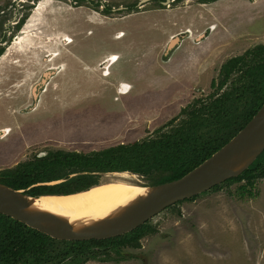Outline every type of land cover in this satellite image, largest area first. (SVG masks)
<instances>
[{"label": "rangeland", "instance_id": "rangeland-1", "mask_svg": "<svg viewBox=\"0 0 264 264\" xmlns=\"http://www.w3.org/2000/svg\"><path fill=\"white\" fill-rule=\"evenodd\" d=\"M201 1L0 0V170L50 149L90 152L155 137L192 100L206 99L223 63L264 43V0ZM104 15L115 19L101 22ZM120 29L135 43L116 41ZM181 33L191 37L166 54ZM93 44L122 48L129 58L106 74L89 56ZM51 66L59 72L49 79ZM124 83L130 93L119 95ZM130 179L149 185L140 174ZM240 184L156 215L140 247L114 254L127 259L81 264H264V178L256 197L239 196Z\"/></svg>", "mask_w": 264, "mask_h": 264}, {"label": "trees", "instance_id": "trees-1", "mask_svg": "<svg viewBox=\"0 0 264 264\" xmlns=\"http://www.w3.org/2000/svg\"><path fill=\"white\" fill-rule=\"evenodd\" d=\"M3 52L0 49V56ZM212 87H216L213 93L192 100L159 127L155 137L90 152L46 150L44 155L1 169L0 181L41 196L88 190L101 184L99 172L130 171L144 176L149 185L178 179L231 140L264 104V43L223 63ZM169 126L170 130H164ZM259 178H264V151L242 175L204 193L238 182L239 196L256 197ZM154 230L148 221L118 237L58 240L0 213V264H81L96 258L119 262L129 256L114 254H122L123 247H140L141 238Z\"/></svg>", "mask_w": 264, "mask_h": 264}, {"label": "water", "instance_id": "water-1", "mask_svg": "<svg viewBox=\"0 0 264 264\" xmlns=\"http://www.w3.org/2000/svg\"><path fill=\"white\" fill-rule=\"evenodd\" d=\"M119 34V38H122L126 35V31L125 33L120 31ZM180 40L179 35L172 38L167 52H170ZM118 60L119 57L116 54H111L105 59L102 68L106 70V74L108 73L107 69ZM58 66L60 71L62 65ZM52 67L47 69V73L45 72V77L49 79L51 75L59 72H56ZM65 68H67V61ZM49 79H43L40 84L46 85L47 82L49 84ZM124 86L131 87L127 84ZM37 87L38 85L34 87L33 93L38 99ZM43 89L47 88L44 87ZM32 107L34 108V104L28 108ZM263 151L264 104L231 140L201 164L178 179L154 185H144L142 192L105 218L88 222L72 220L62 212L42 207L38 200L46 195L33 196L23 189L17 190L1 181L0 213L58 240L84 241L118 237L137 229L177 202L203 194L228 179L242 175ZM124 172L129 175H137L130 171H114L112 173ZM101 173L103 172H99V174ZM66 195L71 194L58 196Z\"/></svg>", "mask_w": 264, "mask_h": 264}, {"label": "bare ground", "instance_id": "bare-ground-1", "mask_svg": "<svg viewBox=\"0 0 264 264\" xmlns=\"http://www.w3.org/2000/svg\"><path fill=\"white\" fill-rule=\"evenodd\" d=\"M115 174L119 178L101 182L88 191L66 196H42L38 200L39 204L62 212L75 221L88 222L105 218L143 191V185L133 182L127 172Z\"/></svg>", "mask_w": 264, "mask_h": 264}, {"label": "crops", "instance_id": "crops-1", "mask_svg": "<svg viewBox=\"0 0 264 264\" xmlns=\"http://www.w3.org/2000/svg\"><path fill=\"white\" fill-rule=\"evenodd\" d=\"M128 16V15H127ZM107 18H111V19H107ZM121 18H125L124 16L122 17V16H120L119 17V19H121ZM115 19V17H110V16H106V15H104V16H102V17H100V20H101V22L102 21H105V20H114ZM138 29V28H137ZM120 31H123L124 33H125V29H120V30H118V31H115L114 33H113V37H114V39L116 40V41H121V43H123V44H126V45H128V44H130V43H135V40L134 41H130V39L128 38L127 40H126V38L125 37H122V38H119L120 37V34H119V32ZM184 32V31H183ZM126 36H127V34H126ZM129 36V35H128ZM171 36H172V34H171ZM177 36V35H176ZM179 36H180V34H179ZM201 36H203V34L202 35H200L199 37H201ZM189 37H191V35H187V37L185 38V39H187V38H189ZM198 37V38H199ZM172 38H174L173 36H172ZM197 38V39H198ZM103 39V38H102ZM102 39H100V41L102 40ZM185 39H182V41L180 40L179 42L180 43H182L183 42V40H185ZM179 42H178V44H179ZM169 47V46H168ZM177 46H175L174 48L175 49H173V52L174 51H176L177 50V48H176ZM128 48H129V46H128ZM89 51H90V53H89V56L91 57V58H94L96 61H97V64L100 66V70H101V68L103 67L102 66V63L105 61V59L108 57V56H110L111 54H116V55H118V57H119V59L122 57V58H129L128 56V53L127 52H125V54L123 53L124 52V49H122V48H117V49H115V50H110L109 48H105L102 44H93L90 48H89ZM167 51H168V48H167ZM166 51V54H168V52ZM172 51V50H171ZM79 52H81V54H80V56L81 57H83V58H79ZM172 52V53H173ZM123 53V54H122ZM72 56H74V57H76V59L78 60V61H82L83 62V64H85V62H86V57H85V55H84V53L82 52V51H80V50H78V49H75V50H73L72 51V54H71ZM67 64H68V61H67ZM84 68V67H83ZM83 71V70H82ZM102 72V71H101ZM102 74L103 75H105L103 72H102ZM127 83V82H126ZM129 84V83H128ZM122 85V84H121ZM131 85V84H130ZM132 86V85H131ZM121 88H120V90L118 91V94L120 95L121 93H124V94H126L127 92L128 93H130V90H129V88H127V87H125L124 85H122V86H120Z\"/></svg>", "mask_w": 264, "mask_h": 264}, {"label": "flooded vegetation", "instance_id": "flooded-vegetation-1", "mask_svg": "<svg viewBox=\"0 0 264 264\" xmlns=\"http://www.w3.org/2000/svg\"><path fill=\"white\" fill-rule=\"evenodd\" d=\"M168 1H171V0H168ZM120 9H121V8H119V10H120ZM106 15H113V14H106ZM187 35H188V33H181V34H180V37H181V39H185V38L187 37ZM177 43H178V42H177ZM177 43H176V44H177ZM1 46H2V45H1ZM175 46H176V45H175ZM175 46H174V47H175ZM4 48H5V47H1L0 49H3V50L5 51ZM3 53H4V52H3ZM168 53H169V52H168ZM3 132H4V131H3ZM3 132H2V133H3Z\"/></svg>", "mask_w": 264, "mask_h": 264}]
</instances>
